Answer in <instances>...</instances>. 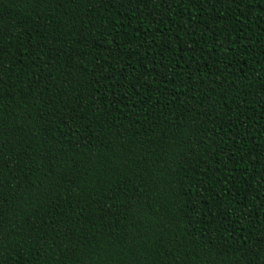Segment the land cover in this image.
<instances>
[{"label": "trees", "instance_id": "trees-1", "mask_svg": "<svg viewBox=\"0 0 264 264\" xmlns=\"http://www.w3.org/2000/svg\"><path fill=\"white\" fill-rule=\"evenodd\" d=\"M0 264H264V0H0Z\"/></svg>", "mask_w": 264, "mask_h": 264}]
</instances>
